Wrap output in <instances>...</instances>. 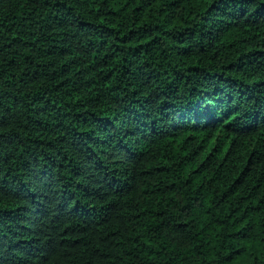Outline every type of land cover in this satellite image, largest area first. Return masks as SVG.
<instances>
[{"label":"trees","instance_id":"1","mask_svg":"<svg viewBox=\"0 0 264 264\" xmlns=\"http://www.w3.org/2000/svg\"><path fill=\"white\" fill-rule=\"evenodd\" d=\"M0 264H264V0H0Z\"/></svg>","mask_w":264,"mask_h":264}]
</instances>
